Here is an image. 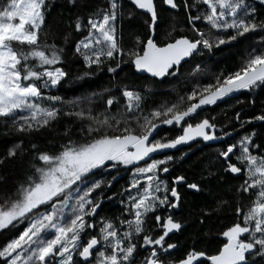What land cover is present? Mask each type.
Listing matches in <instances>:
<instances>
[{"label":"snow or ice","instance_id":"snow-or-ice-1","mask_svg":"<svg viewBox=\"0 0 264 264\" xmlns=\"http://www.w3.org/2000/svg\"><path fill=\"white\" fill-rule=\"evenodd\" d=\"M131 2L136 8L150 14L152 23L149 28L154 33L158 20L154 0ZM163 3L174 10L183 6L186 12L190 8L199 11L198 5L203 4L207 11L187 16L188 23L196 34L195 38L186 35L170 38L161 45L156 42L154 35L150 34L143 44L142 53H128L137 71L147 72L153 77L173 74L170 69L180 65L186 57L198 53L201 47L211 51L214 46L219 47L235 41L245 34L257 30L264 32V21L256 19L257 9L247 0H194L192 5L188 4V0H182V4L177 0H163ZM260 3L264 5V0H260ZM121 7L119 0H109L108 9L97 12L96 18L90 16L87 25H83L79 17L76 18V31L83 27L88 31V35L76 43V52L83 56L88 67L96 65L99 68L105 60L114 59L115 54L122 53L114 24ZM46 11V0H10L3 10H0V117L13 119V123H16L17 111L26 110L28 116L18 117L21 121L18 131L39 130L55 120L59 114L56 107L42 106L38 102L44 99L60 102L61 97L45 96L44 90L57 86L67 75L63 68L52 67L61 62L63 50L39 43ZM201 19L207 22L210 30H232L234 34L226 38H213L196 28L195 22ZM261 42H264V37H261ZM14 44L19 47H14ZM198 70L199 65L193 71ZM108 71L113 72L115 69L109 67ZM257 86H264V49L259 52L253 50L238 70L222 77L217 76L215 84L198 86L186 98L180 97L176 104L162 111L153 110L150 116L143 118L142 124H138V132L130 126H125L122 134L101 135L79 145L69 142L58 154L40 153L38 159L44 166L37 167L36 174L28 177V184L21 186L17 199L6 201L5 205L0 206V230H6L9 226L15 227L23 220H28V226L0 248V258H5L6 264H76L74 253L86 262L95 249L102 245L96 254L98 264H131L137 248V245L132 243L133 234L140 235L144 232L147 215L157 208L165 205L170 209L179 207L180 195L175 184L184 181L183 176L175 177L169 190L167 183L159 179L158 171L168 172L167 167L161 166L173 158L165 156L164 159H152L151 154L162 149L176 148L177 145L186 144L197 137L204 141L217 139L214 131L216 125L209 119L205 118L195 124L188 121L198 114V109L202 106L213 105L241 89H253ZM122 94L129 110L139 108L142 99L140 93L124 88ZM114 99L109 97L107 105L111 106ZM185 99L188 104L181 108ZM75 115L83 116L84 112H77ZM236 115L239 119L240 114ZM89 118L98 126L96 129L89 126V133L97 131L99 127H112L107 116L103 120L91 116ZM253 119L264 121V115L255 116ZM120 123V120L115 121L117 125ZM124 123L127 125L128 121L125 120ZM244 123L250 121L246 120ZM159 124L180 126L182 134L164 142L150 140ZM254 136L255 132L238 141L240 155L236 159L241 166L228 162L225 169L233 174H241L243 169L245 181L238 191H255L254 202L242 213L243 223L237 222L222 232L226 242L216 254L207 256L211 264H249L247 256L253 252L264 256V155H255L250 151V148L259 150V146L252 143ZM19 147L20 145H16L9 149L7 155L15 156ZM234 148L236 145H229L219 155L224 157L226 162L230 161ZM140 161H144V166H135L136 162ZM106 162L133 165L130 189H137L141 179L146 183L136 190L135 195L128 194L130 207L126 205L125 211L133 218L121 221V224L128 226L127 230L121 234L111 221L106 220L100 228L99 239L92 236L81 247V233L86 228L95 227L87 223L86 217L95 214L100 206L99 199L93 200L89 194L99 189L103 181L96 180L90 186H84L82 194L79 191L75 193V203L70 206L71 219H67L65 209L69 206L73 189L82 185L92 170L106 166ZM111 166L115 167V164ZM187 187L198 190L199 186L192 183ZM169 191L171 199L167 195ZM54 198L56 202L51 204V211L39 212V206L48 204ZM236 211L241 214L239 207ZM155 220L162 228L163 234L156 238H152L150 234L143 236L140 247L152 248L141 264H164L158 257L155 246L164 249L165 237L173 230L181 228V224L175 222L170 215L163 219L162 224L161 216L157 215ZM49 235L52 238H47ZM174 248L175 245L169 243L164 250ZM106 249H110V254ZM205 255L204 252L190 251L178 264H193Z\"/></svg>","mask_w":264,"mask_h":264},{"label":"trees","instance_id":"trees-1","mask_svg":"<svg viewBox=\"0 0 264 264\" xmlns=\"http://www.w3.org/2000/svg\"><path fill=\"white\" fill-rule=\"evenodd\" d=\"M9 2L10 0H0V10ZM177 2L182 4V0ZM193 2L194 0H188L189 5ZM247 2L257 9L256 19L264 21V5L260 0ZM119 3L122 7L114 24L122 53L115 54L114 59L105 60L98 68L96 65L91 67L85 65L83 56L76 52V43L86 37L88 31L86 27L76 31L75 21L79 17L81 23L87 25L90 16L96 18L97 12L108 9L109 0H74L72 3L69 0H46L47 11L39 43L63 50L61 62L52 67H61L67 73L57 86L44 90L49 96L61 97L60 102H52L49 105L56 107L59 114L47 126L33 131L17 130L21 122L18 117L26 116L25 113L16 114V123H13V119L0 117V206L5 205L6 201L17 199L21 186L28 184V177L35 174L37 167L43 166V162L38 159L40 153L58 154L69 142L79 145L101 135L122 134L125 126H130L138 132V124H142L143 118L150 116L153 110L162 111L176 104L180 97L186 98L198 86L215 84L217 76L222 77L238 70L253 50L259 52L264 49V42H261L264 32L257 30L219 47L214 46L211 53L201 47L198 53L170 69V73L173 74L153 77L147 72L137 71L132 58L128 55L132 51L142 53L143 44L150 35V16L136 8L131 0H119ZM154 3L158 15L154 39L158 44L162 45L170 38L185 35L195 38L196 34L192 31L187 16L206 12L205 5H198L199 11L190 8L186 12L183 6L179 10L171 9L163 0H155ZM195 24L196 28L213 38L216 36L226 38L234 34L232 30H210V26L202 19ZM14 47L19 45L14 44ZM197 65L199 70L194 72ZM109 67L115 71L109 72ZM124 88L140 93L142 99L139 108L129 110L126 98L122 94ZM109 97L115 98L111 106L107 105ZM187 104L185 99L181 108ZM81 111L84 112L83 116L75 115ZM237 113L240 114L239 119ZM258 115H264V86L241 89L213 105L202 106L198 109V114L188 121L195 124L205 118L209 119L216 125L214 131L217 139L204 141L197 137L195 138L197 141L192 140L190 143L177 145L176 148L162 149L151 154L152 159H164L165 156L173 158L161 166L167 167L168 172L158 171L159 179L167 183L169 190L175 177L183 176L184 181L175 184L180 195L179 207L170 209L165 205L157 208L147 215L143 226L144 232L140 235L133 234L132 243L136 244L137 248L131 264H141L151 252L152 246L140 247L144 235L150 234L152 238H156L163 234L162 228L155 220L157 215L162 218L161 224L169 215L175 222L181 224L179 230H173L165 237L164 249L169 243L175 245L174 249L165 251L160 246H155L157 255L164 264L168 262L176 264L190 251L204 252L206 256L216 254L226 242V238L221 235L222 232L237 222L243 223L242 213L251 207L256 193L253 190L247 193L238 191L245 181L243 169L241 174H233L225 169L228 162L241 166L236 159L240 155L238 141L253 132L255 136L252 143L258 145L259 150L250 148V151L255 155H264V121L253 119ZM89 116L99 120L107 116L112 127H99L97 131L89 133V126L94 129L98 127ZM116 120H120L121 123L115 124ZM125 120L128 121L127 125L124 123ZM246 120L250 123H244ZM221 133L228 135L223 136ZM180 134H182L180 126L159 124L150 140L164 142ZM16 145H20L16 155L8 156V150ZM229 145H236V148L233 154H230V161L226 162L219 153L226 150ZM112 164H115V167L111 166ZM129 168H133V165L119 167L117 162H106V166L93 170L82 185L73 189L75 191L70 194L69 206L65 209L67 219H71L70 206L75 203V193L79 191L82 194L84 186H90L96 180L103 181L99 189L89 194L91 199L96 198L95 200L99 199L101 202L96 214L86 217L87 223L95 227L86 228L81 233V247L92 236L99 239L100 228L106 220L111 221L119 232L120 229H127L128 226L121 224V221L133 218L125 211V207L126 205L130 207L128 194L136 193H133L134 189L129 188ZM192 183L199 186L198 190L187 187ZM167 195L171 199L170 191ZM60 199H63V194ZM55 202L54 198L48 204L39 206V212L51 211V204ZM237 207L241 209V214H237ZM31 218L30 216L29 219ZM27 226L26 219L15 227L9 226L6 230H0V248L17 237ZM47 238L52 237L49 235ZM101 247L103 246L97 247L86 262L84 258L74 253L76 264H98L96 254ZM106 251L110 254V249ZM247 259L249 264H264V256L256 252L247 256ZM0 264H6V259L0 258ZM197 264L210 263L202 260Z\"/></svg>","mask_w":264,"mask_h":264},{"label":"rangeland","instance_id":"rangeland-1","mask_svg":"<svg viewBox=\"0 0 264 264\" xmlns=\"http://www.w3.org/2000/svg\"><path fill=\"white\" fill-rule=\"evenodd\" d=\"M15 22V21H14ZM117 41H119V35H118V31H117ZM210 53H211V51H209ZM118 55H120V53H117ZM45 96H49L47 93H45ZM38 102H40L41 104H42V106H49L52 102H50V101H48L47 99H44V100H40V101H38ZM17 113H25V114H27L26 116H28L29 115V113L26 111V110H18L17 111ZM223 136H225V133H221ZM148 162H151L150 160H148ZM119 164V163H118ZM44 166V165H43ZM122 167V166H124L123 164H119V167ZM140 167H142V166H144V164H141V165H139ZM41 167V166H40ZM95 170V169H94ZM129 170H130V176H129V182L131 183V181H132V178H133V168H129ZM93 171V170H92ZM36 174V173H35ZM34 174V175H35ZM33 175V176H34ZM88 175V174H87ZM136 178H138V179H141L140 177H136ZM146 182L143 180V179H141V184L140 185H138L137 186V189L138 188H140L141 186H143L144 184H145ZM27 186V185H26ZM137 189H134V191H133V193H135L136 192V190ZM130 190V189H129ZM75 190H73V192H74ZM72 192V193H73ZM96 199V198H95ZM95 199H93V200H95ZM125 230H127L126 228L124 229V230H121L120 229V233L122 234Z\"/></svg>","mask_w":264,"mask_h":264},{"label":"water","instance_id":"water-1","mask_svg":"<svg viewBox=\"0 0 264 264\" xmlns=\"http://www.w3.org/2000/svg\"><path fill=\"white\" fill-rule=\"evenodd\" d=\"M154 1H155V0H154ZM143 11H144V10H143ZM145 12H146V11H145ZM146 13H147V12H146ZM147 14L150 16L149 13H147ZM150 19H151V17H150ZM151 23H152V21L150 22V24H151ZM155 25H156V24H155ZM149 30H150V28H149ZM150 34H151V35H154V33H153L151 30H150ZM186 58H187V57H186ZM186 58H185V59H186ZM189 189H190V188H189ZM100 202H101V201H100ZM97 211H98V209H97ZM97 211H96V212H97ZM95 214H96V213H95ZM93 215H94V214H93ZM202 260H206V261H208V260H207V256L205 255V257L198 258V261H194L193 264H197V263H199V262L202 261ZM208 262L211 264L210 261H208ZM176 264H178V262H177Z\"/></svg>","mask_w":264,"mask_h":264},{"label":"flooded vegetation","instance_id":"flooded-vegetation-1","mask_svg":"<svg viewBox=\"0 0 264 264\" xmlns=\"http://www.w3.org/2000/svg\"><path fill=\"white\" fill-rule=\"evenodd\" d=\"M193 141H197V140H193ZM191 141H189V142H187V143H190ZM146 160H148V158H145ZM141 164H144V161H140V162H136V165L135 166H139V165H141ZM123 167H128V166H123Z\"/></svg>","mask_w":264,"mask_h":264}]
</instances>
